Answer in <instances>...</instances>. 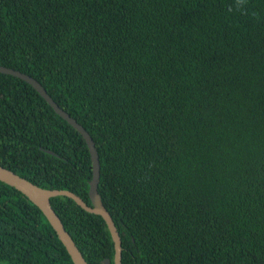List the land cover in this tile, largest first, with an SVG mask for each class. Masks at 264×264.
Here are the masks:
<instances>
[{
  "label": "trees",
  "instance_id": "obj_1",
  "mask_svg": "<svg viewBox=\"0 0 264 264\" xmlns=\"http://www.w3.org/2000/svg\"><path fill=\"white\" fill-rule=\"evenodd\" d=\"M229 6L0 0V66L36 79L91 135L122 264H264V0ZM0 165L91 205L83 137L1 73ZM52 206L88 264H114L102 217L69 198ZM0 264H73L2 182Z\"/></svg>",
  "mask_w": 264,
  "mask_h": 264
},
{
  "label": "water",
  "instance_id": "obj_2",
  "mask_svg": "<svg viewBox=\"0 0 264 264\" xmlns=\"http://www.w3.org/2000/svg\"><path fill=\"white\" fill-rule=\"evenodd\" d=\"M0 73L5 75H10L25 81L31 85L39 95L47 102V104L54 110V112L59 115L63 120L67 121L78 133L83 137L92 162V178L89 181V191L88 195L91 201V205H88L81 197L69 190H59V189H46L42 188L29 180L19 176L14 171H11L0 165V182L15 188L20 193H22L33 205L38 207L43 215L45 216L48 223L51 225L55 233L57 234L59 240L66 248L68 254L71 257L73 264H88L85 260L83 254L77 247L71 235L65 229L61 219L56 214L52 206L53 198H69L72 199L78 206L88 213L98 215L104 220L107 230L110 233L111 240L114 244V264H122V243L115 225V222L106 209L102 202L101 195L98 192V186L100 181V159L99 154L96 149L95 143L88 133V131L79 124L73 117H71L66 111H64L47 93L45 88L33 77L28 74L22 73L20 71L0 66ZM48 153L54 155L52 151ZM101 264H111L110 259H104Z\"/></svg>",
  "mask_w": 264,
  "mask_h": 264
},
{
  "label": "clouds",
  "instance_id": "obj_3",
  "mask_svg": "<svg viewBox=\"0 0 264 264\" xmlns=\"http://www.w3.org/2000/svg\"><path fill=\"white\" fill-rule=\"evenodd\" d=\"M247 5V0H234V6H229L228 11L232 12L233 7L236 10H245Z\"/></svg>",
  "mask_w": 264,
  "mask_h": 264
}]
</instances>
